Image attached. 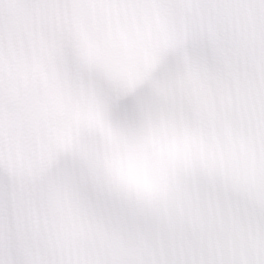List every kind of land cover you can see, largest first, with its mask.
I'll return each instance as SVG.
<instances>
[{
    "label": "snow or ice",
    "instance_id": "snow-or-ice-1",
    "mask_svg": "<svg viewBox=\"0 0 264 264\" xmlns=\"http://www.w3.org/2000/svg\"><path fill=\"white\" fill-rule=\"evenodd\" d=\"M0 264H264V0H0Z\"/></svg>",
    "mask_w": 264,
    "mask_h": 264
}]
</instances>
